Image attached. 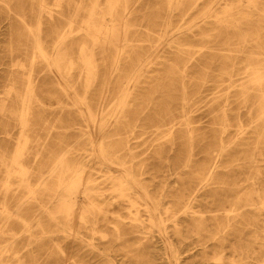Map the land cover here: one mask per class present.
I'll return each mask as SVG.
<instances>
[{
	"label": "bare ground",
	"instance_id": "bare-ground-1",
	"mask_svg": "<svg viewBox=\"0 0 264 264\" xmlns=\"http://www.w3.org/2000/svg\"><path fill=\"white\" fill-rule=\"evenodd\" d=\"M36 1L38 5L30 14L34 17L31 22L21 5L17 12H12L10 0H1L7 12L16 14L28 32L32 52L27 61L12 64L23 71L22 89H17L15 81L8 77L4 97L0 98V114L12 118L19 131L10 158L0 159V167L4 169V181L0 184L4 204L0 214V264H36L33 252L24 251L34 246L31 232L34 226L40 235L60 234L67 239L69 249L59 245L54 249L64 264H79L80 249L93 255L99 264H114L104 252L106 249L100 248L105 244L122 252L118 260L121 264H168V261L158 263L163 255L174 264H264V171L260 166L264 162V0H235L236 3L208 0L202 10H198L202 0H164L168 16L188 10L189 15L198 13L196 21L185 26H173L167 21L161 29L158 19L163 9L149 8L142 17L146 23V36L142 40L138 39L142 25L135 23L137 9L132 0H79L69 16L64 6L75 0ZM54 15L68 29L56 34L49 50L45 28L58 29ZM210 24L214 28H209ZM208 28L212 29L211 34L206 33L200 39V43L209 44L206 51L185 48L187 38L204 34ZM153 32L157 34L151 36ZM79 34H84L87 40L79 43L74 57V44L67 43ZM165 48L171 50V59L161 55ZM213 49H221L222 53L218 55ZM194 54L198 56L196 64L207 67L206 74L196 75L199 82L227 81V88H231L224 98L215 101L223 103V109L213 118L220 126L216 157L225 158L229 168L227 180L207 191L211 184H218L221 167L210 162V157L203 164L193 165L194 147L205 146V138H197L187 115L194 108L202 107L194 104L195 100L201 102L202 93L187 90L183 82L186 71H179L177 67L178 62L189 61ZM38 60L45 64V70H54L63 81L59 85L62 93L70 97L73 109L79 111L89 129H79L76 142L64 146L53 161L42 164L43 171L36 173L26 163L27 158L51 153L44 144L39 146L35 123V106L42 104L35 82ZM170 60L175 63L154 77L147 85L151 89L139 93L143 78L153 66L163 67ZM101 61L106 68L103 77L99 76ZM78 63L82 76L79 78L83 81L81 93L76 90V82L71 81ZM100 78L99 97L93 100L92 89ZM165 79H179L180 90L173 83L166 90L161 83ZM11 95L15 96L13 107L8 103ZM138 101L143 104L141 111H150V115L160 120L158 125L168 122L170 130L178 128L176 135L170 131L159 136H164L170 145L176 141L187 145V155L175 179L180 189L177 196L166 192L154 194L152 185L143 178L152 174L151 165L134 163V156L128 151L124 153L126 148L120 133L131 127L134 131L142 127L137 122L131 124V119H140ZM233 103L248 113L250 128H246L240 114L228 108ZM175 104L180 105L179 116L183 118L179 123L171 122L175 119L171 115ZM39 119L46 125L42 117ZM231 119L236 123L231 124ZM231 129L239 137L236 143L225 144ZM82 141L85 145L79 148ZM232 144H238L237 148ZM163 153L156 150L153 157L161 159ZM236 153L239 158L234 157ZM95 174L102 175V183L96 181ZM235 180L241 182L239 187H230ZM15 183H18L16 187ZM52 183L54 187L50 186ZM205 194L214 207L228 210L233 216L203 219L195 211V202ZM36 195L49 201L46 207L39 206L38 211L34 203ZM171 202H175V208L167 207ZM123 208L129 224L124 222L125 216L118 214ZM140 209L146 213L148 228L152 230L148 235L139 218ZM9 210L16 214L15 218L8 215ZM43 215L53 226L46 228L42 224ZM11 220L22 224L23 234L28 238L26 245L19 246V233ZM85 232L91 233V241L87 242ZM95 236L99 240H94ZM153 237L156 239L152 240ZM229 248L231 254L227 255ZM184 253L188 254L182 258ZM31 256L32 261H28Z\"/></svg>",
	"mask_w": 264,
	"mask_h": 264
},
{
	"label": "rangeland",
	"instance_id": "rangeland-1",
	"mask_svg": "<svg viewBox=\"0 0 264 264\" xmlns=\"http://www.w3.org/2000/svg\"><path fill=\"white\" fill-rule=\"evenodd\" d=\"M7 1V0H3ZM9 1V0H8ZM51 1V0H50ZM76 2H70L66 6H64V12L67 16H69V13L71 10H73L74 6L79 0H75ZM87 2L89 0H86ZM103 1V0H101ZM203 1V2H202ZM202 4L198 7V10L204 9V7L208 4V0H202ZM236 3V1L234 0ZM18 5H21L24 8V12L27 14L28 19L33 21V18L31 14L32 11H36L37 9V1L36 0H10L9 7L12 9V12L18 11ZM132 5L135 6L137 9V21L135 22L137 25H142L140 33L138 34V39L142 40L146 35H144V30L146 24L142 17L145 16V14L148 12L147 10L149 8L156 10V9H163L161 11L162 13L159 16L158 21L161 23L160 28H164L167 24V21H171L173 26H176L177 24L180 26H185L186 24L193 23L196 21V16L198 13H191L190 15L187 14L188 10L180 13H173V15L170 17L167 14L166 11V5L164 3V0H132ZM55 20L57 19V16L54 15ZM46 19V18H45ZM57 30H49L45 28V36H46V45L49 50L52 49L53 42L57 38V33H62L67 31L68 27L65 24L63 20H56ZM214 28L213 24L209 25V28ZM76 28V27H75ZM208 28V29H209ZM212 29L207 30L204 34L196 33L194 37H189L186 39L187 45L186 49L188 50H202L206 51L208 49V45L206 43L201 42L200 39L203 37V35L211 34ZM157 33L153 32L151 36H155ZM30 38L28 36V32L23 28V26L20 24L19 19L17 18L16 14L8 13L5 6L2 4L0 0V98H3V92L7 85V78L10 77L12 81H15L17 89L21 90L23 87V71L18 67H13L12 64L18 61H27L28 58L31 55V42L29 41ZM83 40H87V38L84 36V34H79L74 37H72L67 44H74L73 45V55L74 57H77L78 53V45ZM139 43H135V45H138ZM138 47V46H137ZM144 47V46H142ZM231 49L235 48V46H231ZM146 50L145 48H143ZM215 49V48H214ZM213 49V50H214ZM112 52V51H111ZM216 54H221V49H216L212 51ZM163 57H170L171 50L168 48H165L162 52H160ZM192 59L185 60L182 62L177 63V67L179 68V71H182L185 69L187 77L183 80L185 83L187 90H193L198 91L202 93L201 96V102L199 100H195L194 104H199L202 106L198 110L195 108L191 110L192 112L188 113V117H190V121L192 124V128L197 133V138H205L204 144L202 148L194 147V158H193V165H200L206 162V160L209 158L210 162H216L220 164V171L222 174L218 176V184L215 183V185L211 184L206 188V191L208 189H215L219 186V184L222 183V181L227 180L226 173L229 171V168L224 162L223 157H220V159H217V153H218V144L220 141L219 136V130L220 126L216 125L213 118L215 116L220 115L222 111V105L223 103L216 104L217 99H222L226 96L227 92L231 88H227L228 82L224 81L222 83H206L202 84L196 79V75H203L206 74V68L202 64H196V58L198 57L196 54L191 55ZM219 57V56H218ZM236 61V60H234ZM173 60H170L167 65H164L163 67L159 66H153L151 71L146 74V76L143 78L142 84L143 86L139 88V93L144 94L151 88L147 86L151 82H153V79L156 75H161V73L164 71V69H167L168 65H172ZM45 64L41 62L40 60L37 61L35 65V82H36V90L38 97L40 98L42 104L40 106H35L34 114L36 116L35 123L38 127V134H39V146L41 144H44L46 148H48V152H51L50 155L43 154L41 157H37L34 155H31L27 158L26 163L33 167L34 171L36 173H39L43 171L42 164H45L47 162L53 161L54 157L61 151V149L64 146L73 145L76 140L78 139V131L79 129L88 130L89 127L85 125L84 121L79 116V111L76 109H73V105L71 101L69 100V96L67 97L65 94L62 93V88L59 86L62 84V80L60 77L56 74L54 70L48 71L45 70ZM126 69H128V64H126ZM45 70V71H43ZM228 70H231L229 68ZM106 72L105 64L104 62L99 63V76L103 77ZM216 74V73H214ZM210 76V75H209ZM79 77L81 76V66L78 63V68L74 71L73 76L71 78V81H75L77 86L76 90L78 92L83 91L82 86V79ZM237 77H234L236 79ZM102 83V79H98L97 85L92 89L94 92V95L91 96L93 100H96L99 95V91L101 89L100 84ZM162 85L166 90H169L171 88V84L173 83L175 85L176 89H179V79H175L172 81H169L168 79L161 81ZM180 90V89H179ZM8 103L10 106H15V96L11 95L8 99ZM139 103L138 108L139 111V120H135L136 118L131 119V124L138 123L140 126L144 127L145 129L142 130L141 128L136 129L135 131L132 129H127L118 135L120 138L124 140L123 148H126L124 153L128 151V153H131L134 156V163L137 164H146L149 163L151 165V175H144L143 178L147 180V182L152 185L153 187V193L154 194H162L166 192L168 195L177 196L179 194V184L178 182H175L176 176L181 171V167L184 163V159L187 155V145L185 142L182 141H176L173 145H170L166 141V139L160 135V133H173L174 135L177 134V129L174 128L173 130H170L168 122H166L165 125H158L160 123V120L155 118L153 115H150V111H141L140 109L143 106L142 102L138 101ZM228 108H232V112L234 114H240L242 117L241 120L246 125V128H250L248 124V117L247 112L242 111L239 109L237 103L230 104ZM180 112V105L175 104L171 115L175 117V119H172V123H179L183 118L179 116ZM170 115V116H171ZM39 117H42L45 123H43V120L41 121ZM231 124L236 123L234 119H231ZM218 123V122H217ZM143 124V125H142ZM148 124V126H146ZM160 127V128H156ZM18 127L15 126V121L12 118H9L7 116H3L0 114V159L2 157L5 158V160L9 159L11 154L14 152L15 149V143L16 139L18 138ZM239 135L236 133L234 129H231L228 133L227 137H225L224 142L225 144H231L236 143ZM116 138V137H115ZM129 141V142H127ZM115 144V143H114ZM79 148H83L85 143L84 141L79 142ZM217 145V146H216ZM238 144H232V147L237 148ZM216 146V148H215ZM248 149H251L249 146ZM160 151L162 150L164 153L162 155L161 159H157L153 157L154 151ZM207 153H210L209 155ZM88 157H90V154L88 153ZM88 157L86 159H88ZM235 158H239L238 153L234 156ZM153 158V159H151ZM258 159V158H257ZM261 170L264 171V162L260 164ZM236 168V167H235ZM234 168V169H235ZM252 171V170H250ZM3 172L4 169L0 167V184L4 181L3 180ZM235 173L234 175H236ZM94 178L97 182L102 183L103 177L102 175L95 174ZM236 179H238V175L235 176ZM234 178V179H235ZM236 181V180H235ZM18 183L14 184V187L17 186ZM241 182H231L232 188L239 187ZM50 186H55L54 183L50 184ZM2 190L0 189V214L4 211V204L2 201ZM206 193V192H205ZM23 195L24 192H23ZM201 196L196 202H195V211L198 212V214L203 219H226L229 216H233L228 210H219L218 208L214 207L213 204L210 202L211 198L206 196ZM26 197V196H25ZM166 200H170L169 197H167ZM49 201H45L40 196L36 195L34 203L36 204L35 210L38 211L39 206L46 207L48 205ZM175 202H171L167 207L170 209L175 208ZM53 208L51 206L50 210ZM182 209L180 210V212ZM126 210L123 208L119 210L118 214L125 216L124 222L126 224H129V218H126ZM8 215L10 217L15 218L16 214L9 210ZM139 218L143 220V225L146 226L147 229H144V231L147 233L152 232L151 229L148 228V221L146 213L140 209L139 212ZM264 219V218H262ZM13 221V222H12ZM42 224L49 228L50 226H53V222L49 220V218L46 215H43L41 217ZM13 223V228L16 232H18L19 236V246L22 247L24 244L27 243V236H24L23 230H22V224L19 221L11 220ZM238 229L242 230V225L236 226ZM250 230L252 228L250 227ZM31 232L33 234V242L34 246L31 249H25L24 251L26 253H32L35 257L34 262L36 264H64V259L61 256H57L55 254V246H61L65 250L69 249V246H67L68 242L67 239L63 238L60 234H47V235H40L38 233V230L36 226L31 227ZM84 232V231H83ZM252 234V231L250 232ZM249 234V235H250ZM84 235H86L88 238H86L87 242L91 241L90 236L91 233L85 232ZM156 238L153 237L152 240H155ZM231 239V238H230ZM94 240H99L98 236H95ZM137 240H135L136 243ZM110 242V241H107ZM134 242V241H133ZM141 242H144V240H141ZM233 242V241H232ZM131 244V243H129ZM78 245V244H75ZM108 244H105V246H100V248H105V253L108 254V256L113 260L112 262L114 264H121L118 262V260L122 257V252L117 248H109L107 246ZM80 249L79 253L82 256L81 258L77 259L79 264H99L95 257L88 252H85V250ZM227 255L231 254V249L226 250ZM36 253V254H35ZM188 253H184L181 255L182 258H184ZM55 255V257H54ZM28 258V261H32V257ZM161 261L158 263H163V261H168V264H174L170 259H168L165 255L161 257ZM237 259V256H236ZM126 260V259H125ZM170 260V261H169ZM85 261L87 263H85ZM212 262V261H210ZM28 264H32L31 262ZM106 264H109L108 262ZM232 264V263H231Z\"/></svg>",
	"mask_w": 264,
	"mask_h": 264
}]
</instances>
